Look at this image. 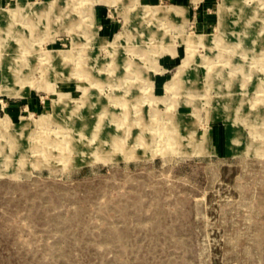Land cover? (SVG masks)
<instances>
[{
  "label": "rangeland",
  "instance_id": "obj_1",
  "mask_svg": "<svg viewBox=\"0 0 264 264\" xmlns=\"http://www.w3.org/2000/svg\"><path fill=\"white\" fill-rule=\"evenodd\" d=\"M263 114L264 0H0V264H264Z\"/></svg>",
  "mask_w": 264,
  "mask_h": 264
},
{
  "label": "bare ground",
  "instance_id": "obj_2",
  "mask_svg": "<svg viewBox=\"0 0 264 264\" xmlns=\"http://www.w3.org/2000/svg\"><path fill=\"white\" fill-rule=\"evenodd\" d=\"M23 3H24V1H23ZM52 5V3H46V2H42V3H39V5L37 4V6H35L34 7V5H31V7L33 8V10L35 9L36 11H39V12H42V13H45V12H47V9H44L45 8V6H51ZM238 5V4H237ZM27 6V5H26ZM239 12V11H238ZM4 17V16H3ZM242 17V16H241ZM10 19V18H9ZM73 19V18H72ZM9 23V22H8ZM243 27V26H242ZM12 28V27H11ZM18 28V27H17ZM20 28V27H19ZM15 29V28H14ZM238 30V29H237ZM247 33V32H246ZM228 34V33H227ZM252 35H254V34H252ZM230 36V35H229ZM24 37V36H23ZM255 36H252V38H254ZM259 37V36H258ZM246 40V39H245ZM202 43H204L205 44V40L204 39H201L200 40ZM217 41V40H216ZM31 47V46H30ZM246 47V46H245ZM249 49V48H248ZM247 49V50H248ZM5 53V52H4ZM46 58H47V60L49 61L50 59H51V56H50V54L49 55H46ZM5 60V59H4ZM58 60H60V62H67V60H69V57L67 56V55H64V54H62V53H60V57H59V59ZM7 63V62H6ZM5 63V64H6ZM6 66V65H5ZM60 67V66H59ZM7 68V67H6ZM62 68V67H61ZM89 69V68H88ZM5 71H6V69H5ZM5 73V72H4ZM4 75V74H3ZM118 75V74H117ZM46 78V77H45ZM112 78V77H111ZM91 97V96H90ZM89 97V98H90ZM86 98V97H85ZM98 106V105H97ZM87 110V109H86ZM88 111V110H87ZM90 113V112H89ZM258 113V112H257ZM83 114V113H82ZM256 114V113H255ZM264 115V114H263ZM84 116V115H83ZM87 117V116H86ZM94 119V118H93ZM83 128V127H82ZM108 128V127H107ZM106 128V129H107ZM81 129V128H80ZM105 129V130H106ZM109 129V128H108ZM79 130V129H78ZM94 130V129H93ZM138 130V129H137ZM71 132H72V130H70ZM76 132V131H75ZM99 133V132H98ZM73 134V133H72ZM72 134H70L69 136V138H71V140L70 141H68L67 142V144H65V148H66V152H70V153H72V151H75V150H77L78 151V147H79V145L80 144H78V142H81V140H82V137H81V139L80 138H76L74 135H72ZM92 134V133H91ZM105 139V138H104ZM141 139V138H140ZM143 140V139H142ZM145 142H147V141H145ZM102 143V142H101ZM104 143V142H103ZM167 143V142H166ZM103 145V144H102ZM14 147H16V146H14ZM106 155V154H105ZM81 158V157H80Z\"/></svg>",
  "mask_w": 264,
  "mask_h": 264
}]
</instances>
